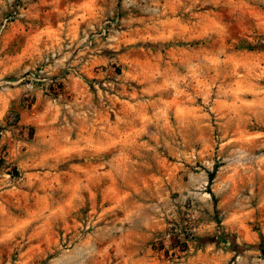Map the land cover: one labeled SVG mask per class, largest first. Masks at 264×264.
Masks as SVG:
<instances>
[{"label": "rangeland", "instance_id": "374dc122", "mask_svg": "<svg viewBox=\"0 0 264 264\" xmlns=\"http://www.w3.org/2000/svg\"><path fill=\"white\" fill-rule=\"evenodd\" d=\"M26 7L27 0H7L0 35L24 18ZM85 43L102 45L97 50L107 58L92 68L95 77L82 70L90 51L47 74L43 68L62 56L53 49L40 67L2 86L38 88L59 106L66 124L74 114L93 118L138 97L154 112L148 132L183 139L172 144L189 159V171L208 172L204 183H195L194 197L177 202L178 213L167 211L171 219L151 242L161 255L157 264H264V0H117ZM52 52L56 56L45 62ZM51 77L59 82L45 91ZM22 102L31 108L33 96L27 92ZM2 129L0 264H144L117 253L105 262V251L101 262L96 251L74 260L75 246L102 245L106 220L121 213L116 208L90 205L84 197L63 204L57 188L45 193L40 177L31 190L44 195H35L27 210L14 206L17 191L11 188L25 176L11 148L21 151L31 130L15 121ZM160 213L157 207L155 216L164 217ZM114 228L115 237L122 233L121 222Z\"/></svg>", "mask_w": 264, "mask_h": 264}, {"label": "crops", "instance_id": "0c3cea01", "mask_svg": "<svg viewBox=\"0 0 264 264\" xmlns=\"http://www.w3.org/2000/svg\"><path fill=\"white\" fill-rule=\"evenodd\" d=\"M6 2L0 0V20ZM116 4L117 0H27L24 18L11 22L0 35V127L15 121L25 132L31 130V136L23 138L21 151L11 148L13 164L18 170H24L25 176L22 184L11 188L17 191L11 200L17 208L33 207L35 195H44L31 190L36 185L33 179L40 177L39 184L45 193L49 195V190L57 188L63 204H77L84 197L90 205L99 203L108 209L116 208L121 213L117 219L106 220L102 245L83 249L75 246L74 260L83 252L96 251L101 254L96 256L101 262L103 253L100 252L105 251V262L112 261L117 253L126 262L130 257L144 264H157L161 255L151 242L171 219L167 211L178 213V207L182 206L177 202L194 197L195 183L202 184L208 179L207 171L190 172L185 163L189 159L183 158L185 153L172 144L183 139L148 132L154 112L135 96L114 103L110 113L103 112L93 118L74 114L66 124L59 106L51 103L38 88L30 90L25 84L2 86L40 67L45 54L53 49L59 50L62 56L54 65L45 66L44 72L56 74L66 59L76 63L82 53L90 51L82 70L86 77H95L96 71L92 68L106 63L107 58L97 50L102 45L90 49L85 43L86 37L95 28L100 29L103 19L113 13ZM68 83L70 88L75 86L72 80ZM27 92L33 96L31 108L22 102ZM3 142L0 140V149ZM170 190L178 192L173 193L176 201L171 202ZM5 191H0V195ZM146 198L151 201L145 202ZM157 207L164 217L155 216ZM12 219L17 221L15 217ZM117 222L123 228L115 237ZM19 228L20 225L14 230Z\"/></svg>", "mask_w": 264, "mask_h": 264}, {"label": "built area", "instance_id": "2783aa9c", "mask_svg": "<svg viewBox=\"0 0 264 264\" xmlns=\"http://www.w3.org/2000/svg\"><path fill=\"white\" fill-rule=\"evenodd\" d=\"M55 56H56V52L50 53V55L45 58V62L48 61L49 58H53ZM58 80H59L58 77H51L49 79L48 83H45L43 85L44 90L49 91L52 86H56V84L59 82ZM10 84H12V82ZM2 132H3V129H2V127H0V135L2 134Z\"/></svg>", "mask_w": 264, "mask_h": 264}, {"label": "trees", "instance_id": "16d2710c", "mask_svg": "<svg viewBox=\"0 0 264 264\" xmlns=\"http://www.w3.org/2000/svg\"><path fill=\"white\" fill-rule=\"evenodd\" d=\"M210 192V191H209Z\"/></svg>", "mask_w": 264, "mask_h": 264}]
</instances>
